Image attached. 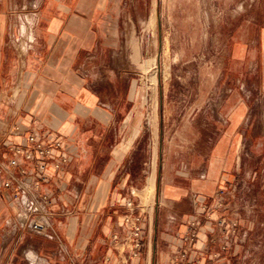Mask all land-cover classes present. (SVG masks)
<instances>
[{
  "label": "crops",
  "instance_id": "crops-1",
  "mask_svg": "<svg viewBox=\"0 0 264 264\" xmlns=\"http://www.w3.org/2000/svg\"><path fill=\"white\" fill-rule=\"evenodd\" d=\"M157 6L158 0H0V158L18 123L35 125L41 133L63 131L76 151L67 165L65 192L46 187L58 238L19 234L11 195L0 187V264H86L107 257L113 264L117 262L119 257L110 254V236L121 234L122 221L109 197L117 170L136 151L143 123L134 115L129 67L116 44L123 34L122 24L131 25L136 33L137 28L155 20L159 34ZM139 8L147 9L140 17L135 13ZM15 10L24 12L18 38L14 34ZM22 24L28 25V36L21 34ZM94 25L108 27L101 32L100 27H91ZM148 34L146 31L150 37ZM78 39L85 44L74 46ZM210 113L217 115L214 124L221 136L214 141L211 176L206 171L195 173L188 166L184 173L180 172L182 166H169L171 153L164 148L158 169L154 167L149 174L154 173L155 181L158 178L155 201L168 223L162 235L182 231L196 193H211L220 183L244 173L237 145L249 126L244 106L239 103L236 108L225 106ZM261 130L264 135V128ZM118 146L122 151L117 163L114 153ZM128 178L126 174L123 186L142 191L150 177L142 179L140 188ZM113 195L119 197L120 193ZM157 217L156 212L154 231ZM256 247L258 255L247 260L264 264V238ZM204 248L207 252L212 246ZM172 253V248L157 250L151 257L147 248L142 264H165ZM215 264L231 261L225 256Z\"/></svg>",
  "mask_w": 264,
  "mask_h": 264
},
{
  "label": "rangeland",
  "instance_id": "rangeland-1",
  "mask_svg": "<svg viewBox=\"0 0 264 264\" xmlns=\"http://www.w3.org/2000/svg\"><path fill=\"white\" fill-rule=\"evenodd\" d=\"M145 10L139 8L135 13L140 17ZM155 10L160 17L159 34L155 20L136 33L129 24L120 25L123 34L116 47L122 49L129 67L131 103L143 130L130 161L123 162L115 174L109 202L115 204L121 221L131 213L129 209L132 216L140 217L144 240L138 264L145 260L147 248L151 257L154 251L173 250L180 242L187 249L191 236L194 253L188 251L187 257L192 254L203 258V264H215L226 256L231 264H250L258 255L257 241L264 238V135L260 134L264 128V0H158ZM23 14L13 12L15 38ZM105 26H99L101 32L107 30ZM78 44L83 46L85 41L78 39L74 46ZM239 103L249 122L237 144L244 173L220 183L211 193H196L194 197L204 202L195 206L192 199L191 216L182 231L162 235L168 223L155 201L158 178L152 188L147 183L144 190L135 191L128 190L129 184L123 186L126 174L134 187L143 186L142 179L154 167L158 169L164 148L171 153L169 166H182V173L188 166L210 177L214 141L221 137L214 124L217 115L210 112L225 106L236 108ZM121 149L118 146L114 153L117 163ZM216 194L222 196L220 206ZM128 200L132 203L129 209L125 206ZM204 245L212 248L205 252ZM126 251L120 245L111 246L110 254L119 257L115 264H129ZM97 260L86 264H113L108 257Z\"/></svg>",
  "mask_w": 264,
  "mask_h": 264
},
{
  "label": "built area",
  "instance_id": "built-area-1",
  "mask_svg": "<svg viewBox=\"0 0 264 264\" xmlns=\"http://www.w3.org/2000/svg\"><path fill=\"white\" fill-rule=\"evenodd\" d=\"M4 146L6 153L0 158V187L9 191L16 208V230L19 234L58 238L52 224V199L46 187L58 193L66 190L69 181L67 165L76 154L69 144L67 133L55 129L41 133L35 125L18 123ZM193 200L195 206L204 202V198L198 196ZM221 200L222 196L216 194L217 206L221 205ZM125 206L131 208V201L128 200ZM129 211L131 213L122 219V235L112 234L110 242L114 247L120 245L127 248L126 261L138 264L144 232L140 217L132 216V209ZM184 240L187 241L188 237ZM192 240L193 236L187 249L183 242L177 244L166 264H203V258L193 257L192 254L187 257L188 251L194 253Z\"/></svg>",
  "mask_w": 264,
  "mask_h": 264
},
{
  "label": "bare ground",
  "instance_id": "bare-ground-1",
  "mask_svg": "<svg viewBox=\"0 0 264 264\" xmlns=\"http://www.w3.org/2000/svg\"><path fill=\"white\" fill-rule=\"evenodd\" d=\"M22 33H25L27 36H28V34H27V28L26 27H24L23 25H22ZM21 47V46H20ZM22 50H24V47H22ZM153 172V171H152ZM150 178L148 179L149 180V187H151L152 188V186L154 185V173H152V175H150L149 176Z\"/></svg>",
  "mask_w": 264,
  "mask_h": 264
},
{
  "label": "water",
  "instance_id": "water-1",
  "mask_svg": "<svg viewBox=\"0 0 264 264\" xmlns=\"http://www.w3.org/2000/svg\"><path fill=\"white\" fill-rule=\"evenodd\" d=\"M157 59L159 60V53L157 54Z\"/></svg>",
  "mask_w": 264,
  "mask_h": 264
}]
</instances>
